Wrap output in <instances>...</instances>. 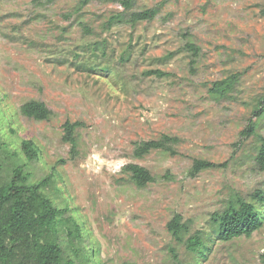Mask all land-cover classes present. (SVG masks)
Wrapping results in <instances>:
<instances>
[{"label":"rangeland","instance_id":"rangeland-1","mask_svg":"<svg viewBox=\"0 0 264 264\" xmlns=\"http://www.w3.org/2000/svg\"><path fill=\"white\" fill-rule=\"evenodd\" d=\"M120 1L0 0V175L20 164L30 183L47 179L45 194L78 221L73 243L89 264H177L174 253L184 264H264L263 203L254 201L262 224L249 237L223 241L209 219L231 192L249 201L264 192L259 142L241 133L251 120L264 138V116L253 113L264 94V0ZM146 9L151 20L127 21ZM187 42L199 48L193 63ZM231 74L232 92L211 96L212 82ZM29 100L45 103L48 118L24 116ZM65 121L79 122L72 152ZM161 135L176 138L173 151L133 155L136 142ZM195 159L217 166L193 176ZM127 163L153 181L138 187ZM174 214L202 231L201 253L172 238Z\"/></svg>","mask_w":264,"mask_h":264},{"label":"trees","instance_id":"trees-1","mask_svg":"<svg viewBox=\"0 0 264 264\" xmlns=\"http://www.w3.org/2000/svg\"><path fill=\"white\" fill-rule=\"evenodd\" d=\"M88 1L80 0L79 7L85 6ZM120 4L127 8L129 0H121ZM154 15V9L131 12L127 21L134 25L139 21L151 20ZM185 47L191 52L190 63H193L199 48L192 42H187ZM146 73L165 75L160 70H147ZM237 77L231 74L212 82L208 92L215 98L228 96L237 82ZM20 111L24 116L36 120L46 119L50 115L46 104L37 100L22 103ZM253 113L257 119L264 116V94L257 100ZM78 125L79 122L69 121L62 125V140L71 145V152L76 149L74 134ZM241 133L245 137L257 138L259 146L254 161L258 169L264 170V138L257 132L256 122L250 120ZM173 142H176V138L168 135H161L158 139L142 140L135 143L133 155L143 157L154 149L171 152ZM2 147L4 148L3 145ZM21 150L28 160L37 156V149L31 140H23ZM216 166L217 164L207 160L195 159L189 173L194 176L202 170ZM122 169L130 174L138 187H144L154 179L147 168L137 163H127ZM28 177V173L20 164H13L7 173L0 175V264H89L80 248L73 243L74 240L79 242L81 239L78 221L72 215H66L69 212L67 207L59 209L45 194L43 190L49 183L47 179L30 183ZM252 198L249 201L238 192H231L223 208L210 214V225L219 239L228 241L241 236L249 237L261 227L262 218L256 202L264 204V192L257 190ZM190 223V220L183 221L181 215L174 214L167 222L166 228L172 238L183 244L188 251L201 253L205 248L204 235L200 230L191 232ZM61 230L66 232L69 246L72 245L69 248L72 256L66 254L61 246ZM174 258L177 264H184L178 260L175 253ZM260 260L264 263V252L260 254Z\"/></svg>","mask_w":264,"mask_h":264}]
</instances>
